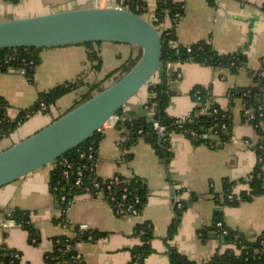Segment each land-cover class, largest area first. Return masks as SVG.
Returning <instances> with one entry per match:
<instances>
[{
  "label": "crops",
  "instance_id": "1",
  "mask_svg": "<svg viewBox=\"0 0 264 264\" xmlns=\"http://www.w3.org/2000/svg\"><path fill=\"white\" fill-rule=\"evenodd\" d=\"M143 1L152 13L157 0ZM174 1L184 4V15L176 28L179 44L191 46L207 40L221 54L242 51L247 55V66L235 74L192 62L169 64L167 68L168 76L177 75L169 84L173 95L168 114L174 118L188 116L195 108L191 91L195 87L208 89L221 109L232 114L233 127L227 132L229 139L219 142L218 148H211L205 144L195 145L183 134H173V158L167 166L144 141L132 147V159L125 162L119 145L123 132L114 126L104 128L98 148L97 175L103 179L121 175L142 180L148 197L139 216H118L101 196L83 195L71 203L66 221L56 222L61 212L56 209L49 189L53 164L0 188V246L19 251L22 264H45V255L53 247L52 239L71 237L75 227L81 225L105 234L97 242L77 245L84 264H130L132 250L140 244L135 231L142 223H149L155 236L151 241L153 253L145 264H170L165 239L176 216V199L185 202L187 208L172 246L190 260L206 262L226 250L224 239L215 232L206 239L201 237L202 230L215 224L218 210H221L223 223L233 230L248 237L264 232V197L237 207L225 206L221 197L225 179L238 183L234 190L236 195L246 191L248 185L242 181L249 178L258 163L253 146L259 137L247 120L243 100L232 98L230 94L253 86L255 75L263 70L264 0H215L213 5L209 0ZM9 3V0H0V22L93 7V0H22L14 6ZM170 25L167 21L163 30ZM93 51L101 60L100 69L95 68L97 62L89 61L90 49L76 44L43 49L34 83L21 73L0 74V98L9 103L11 118L33 106L40 93L59 84L78 80L85 83L84 87L58 100L49 112L37 113L20 126L0 143V153L60 118L84 94L91 90L96 94L99 88L102 90L112 84L127 72L122 70L123 66L130 60L137 62L141 56L140 48L119 43H96ZM148 98L149 92L144 89L124 108V116L129 119L144 116ZM14 208L31 212L32 223L38 230L37 244H31L28 232L8 218L7 211Z\"/></svg>",
  "mask_w": 264,
  "mask_h": 264
},
{
  "label": "trees",
  "instance_id": "2",
  "mask_svg": "<svg viewBox=\"0 0 264 264\" xmlns=\"http://www.w3.org/2000/svg\"><path fill=\"white\" fill-rule=\"evenodd\" d=\"M22 0H9L17 5ZM215 0H209L213 5ZM140 16L149 17L152 24L161 33L164 66L160 69L158 76L145 88L149 92V98L144 106L145 115L140 118L129 119L124 116V108L118 111L119 120L115 128L121 130L122 138L119 143L123 150V160L129 162L132 159L130 150L139 141L149 144L157 153L159 158L168 166L173 158L171 150V136L183 134L193 144H205L211 148H218L219 142L227 141L233 127L231 112L221 109L211 91L202 87H195L191 91V97L195 102V108L185 121L180 118L171 117L167 109L173 92L170 90V82L177 75L168 76L169 64L198 63L214 69H226L231 73H238L247 66V55L242 52L233 54H221L210 41L202 40L191 46H183L178 43L177 25L184 15V4L174 0H157V5L152 13H149L148 5L143 0H125V6ZM167 21L169 28L163 30ZM96 43H86L90 49L89 61L97 62L96 69L101 68V60L93 51ZM45 48H21L0 50V74L21 73L31 83L35 82L37 68L41 64L40 53ZM136 61H129L122 70L128 71ZM264 63L263 70L255 75V84L251 87L241 88L231 92L232 98H240L245 105L247 120L254 127L259 141L253 146L257 153L258 163L247 180L242 182L248 185V189L239 195L234 193L237 182L228 179L223 181L222 198L225 206L237 207L243 202H252L257 197H264ZM85 86L83 80L59 84L46 93H40L33 106L20 110L16 118L9 115L10 105L0 98V143L8 139L20 126L27 122L37 113L49 112L62 97ZM94 89V88H93ZM93 90L84 94L73 108L93 97ZM101 91L99 88L98 92ZM72 108V109H73ZM216 110V112H214ZM155 124L165 128L160 134ZM225 126V127H223ZM104 130L96 133L80 147L68 152L53 163L54 169L50 177L49 189L54 198L55 207L61 212L56 222H65L67 211L75 198L83 195L93 197L101 196L107 201L114 211L132 205L141 215L147 202V188L142 180L137 177L126 178L118 175V182L113 179H103L97 175L96 166L98 162L99 143L103 138ZM195 132L197 137H193ZM206 134H217L214 140L203 138ZM92 156L93 158H90ZM68 162V164L66 163ZM68 173V174H67ZM80 184H77L78 180ZM96 184L99 187H96ZM126 194V198L123 195ZM220 199V198H219ZM218 199V200H219ZM138 201V202H137ZM182 207H175L176 216L169 227L165 242L168 245L170 264H264V232L256 237L247 235L227 227L221 218V210L217 211L216 222L210 227L202 230L203 239L215 232L224 239L226 247L224 253H216L211 260L196 262L181 254L172 241L175 238L183 213L187 208L185 202ZM123 216L124 214H118ZM7 216L16 225L28 232L29 242L37 244L38 230L31 220V212L18 208L9 209ZM135 235L140 239V244L132 250L130 264H145L146 259L153 253L151 241L154 239L153 228L149 223L137 226ZM105 234L93 230L90 235L80 230L78 226L74 229L71 237L58 236L52 239L53 247L45 255V264H84V260L77 251L79 243L97 242ZM21 253L17 250L0 246V264H22Z\"/></svg>",
  "mask_w": 264,
  "mask_h": 264
},
{
  "label": "water",
  "instance_id": "3",
  "mask_svg": "<svg viewBox=\"0 0 264 264\" xmlns=\"http://www.w3.org/2000/svg\"><path fill=\"white\" fill-rule=\"evenodd\" d=\"M104 42L140 48L141 56L92 98L1 152L0 188L53 164L102 131L164 66L160 31L148 18L127 9H72L0 22V50Z\"/></svg>",
  "mask_w": 264,
  "mask_h": 264
},
{
  "label": "built area",
  "instance_id": "4",
  "mask_svg": "<svg viewBox=\"0 0 264 264\" xmlns=\"http://www.w3.org/2000/svg\"><path fill=\"white\" fill-rule=\"evenodd\" d=\"M124 6H125V0H93V7H98V8L126 9ZM179 77H180V74H179ZM214 112H216V110H214ZM190 114L186 117L180 118V121H185V119L188 118L190 116ZM118 120H119L118 116L114 117L109 123H107L105 125L104 128L109 127V126H115V124L117 123ZM223 127H225V126H223ZM155 128L159 131L160 134H162L165 131V128L160 127L159 124H155ZM191 135L193 137H197V134L195 132H191ZM203 138L214 140L217 138V134H206L203 136ZM247 144H248V142H247ZM90 158H93V157L90 156ZM66 163L68 164L67 161H66ZM113 182H118V178L115 177ZM80 183H81V180L79 179L77 181V184H80ZM96 187H99V185L96 184ZM126 197H127L126 194H124L123 198L125 199ZM176 205L178 208L182 207L180 199H176ZM116 213L124 214V215L127 214V215H132V216H139L138 210L135 209L132 205L127 206V208H125V209L121 208V209L117 210ZM80 230L83 232H87L90 235L89 238H91V234L93 233V230L88 225H81Z\"/></svg>",
  "mask_w": 264,
  "mask_h": 264
},
{
  "label": "rangeland",
  "instance_id": "5",
  "mask_svg": "<svg viewBox=\"0 0 264 264\" xmlns=\"http://www.w3.org/2000/svg\"><path fill=\"white\" fill-rule=\"evenodd\" d=\"M9 4H11V3H9ZM29 4V3H28ZM11 5H13L14 6V4H11ZM38 5H39V2H38ZM29 8V7H28ZM14 12L16 13V11L14 10ZM158 76V75H157ZM229 207V206H228Z\"/></svg>",
  "mask_w": 264,
  "mask_h": 264
}]
</instances>
